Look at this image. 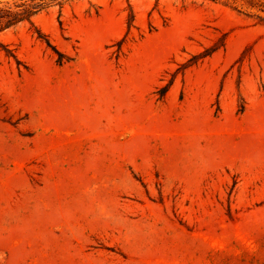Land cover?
Masks as SVG:
<instances>
[{"label":"rangeland","instance_id":"374dc122","mask_svg":"<svg viewBox=\"0 0 264 264\" xmlns=\"http://www.w3.org/2000/svg\"><path fill=\"white\" fill-rule=\"evenodd\" d=\"M0 264H264V0L0 33Z\"/></svg>","mask_w":264,"mask_h":264},{"label":"trees","instance_id":"16d2710c","mask_svg":"<svg viewBox=\"0 0 264 264\" xmlns=\"http://www.w3.org/2000/svg\"><path fill=\"white\" fill-rule=\"evenodd\" d=\"M66 1L68 0H20L12 5H0V33L24 21L33 23V18L41 11L55 4L62 6ZM47 42L51 45L48 38ZM59 54V62H63L64 55Z\"/></svg>","mask_w":264,"mask_h":264}]
</instances>
